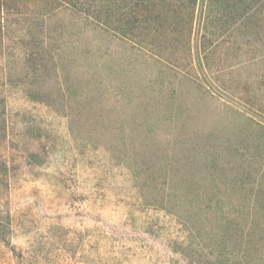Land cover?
I'll return each mask as SVG.
<instances>
[{
  "label": "rangeland",
  "instance_id": "1",
  "mask_svg": "<svg viewBox=\"0 0 264 264\" xmlns=\"http://www.w3.org/2000/svg\"><path fill=\"white\" fill-rule=\"evenodd\" d=\"M4 17L0 99L6 110L0 117V165L6 164L8 173L0 175V264H190L174 250L187 235L180 219L147 204L142 196L145 169L165 166L168 177L180 183L209 161L214 165L254 157L255 153L245 150L249 141L243 142L226 130L225 118L219 119L222 130L214 135L193 132L184 137L168 131V126L147 129L146 125L136 133L131 123L137 118V111H131L133 98L118 89L128 82L127 71L132 66L145 77L155 71L150 58L141 55L132 64L117 40L78 34L67 11L52 14L33 1L13 7ZM70 39H78L83 47L97 42L103 62L109 58L116 63L110 73L113 87L118 89L113 95L103 93L91 119L79 115L78 110L70 114L68 100L53 99L70 84L63 61L61 79L54 69L58 54L66 58ZM237 47L222 45L212 64L229 67ZM107 48L113 57L108 56ZM181 55L179 60L184 58ZM251 55L245 45L239 59ZM188 65L185 59L181 68L187 71ZM171 72L174 75L176 69ZM228 79L232 98L238 93L251 97L247 72L240 79ZM107 80L103 84L106 89ZM44 88L49 96L40 94ZM30 93L44 100H34ZM216 109L203 104V111L193 110V123L203 128L212 124L208 119L218 117ZM122 122L132 129L125 135L118 134ZM242 145L244 148H239ZM129 168L140 170L139 182ZM221 192L197 197L202 200L221 194L223 200H233ZM228 212L225 208L216 214ZM246 213V208L241 211L244 216Z\"/></svg>",
  "mask_w": 264,
  "mask_h": 264
},
{
  "label": "trees",
  "instance_id": "2",
  "mask_svg": "<svg viewBox=\"0 0 264 264\" xmlns=\"http://www.w3.org/2000/svg\"><path fill=\"white\" fill-rule=\"evenodd\" d=\"M27 1L42 4L52 14L67 11L78 34L113 38L125 47L132 64L143 55L152 61L150 67H156L145 77L132 66L127 71L128 82L118 89L113 87L111 75L115 60L103 62L97 42L83 47L78 39L68 40L67 56L58 54L54 69L61 79L63 61L66 82L70 84L53 99L68 100L70 114L78 110L79 115L91 119L100 106L98 99L118 89L120 94L126 91L133 98L131 111L139 114L131 122L136 133L146 125L147 129L168 126V131L184 137L193 132L214 135L222 130L219 119L225 118L226 130L243 142L249 141L245 150L255 153L254 157L214 165L209 161L201 170L189 172L188 179L180 183L168 177L167 167L148 166L140 189L147 204L180 219L187 235L174 250L190 264H264V0H0V34L4 13ZM228 43L238 46L232 56L235 60L229 67L218 69L212 62L220 47ZM245 45L252 55L247 60L239 59ZM110 48L106 53L113 57ZM181 52L183 60H189L187 71L181 68ZM172 68L176 69L174 75ZM244 72L251 82L247 86L251 97L238 93L234 99L228 93V76L240 79ZM105 79L108 89L103 85ZM40 92L49 96L45 88ZM141 99L145 102L137 103ZM203 104L217 108L214 114L218 116L208 119L212 124L205 128L193 123L192 113L203 111ZM2 105L0 99V117L6 110ZM207 115L213 114L207 111ZM124 122L118 134L132 130ZM129 169L139 182L140 170ZM7 173V165H0V175ZM219 190L234 201L223 200L221 194L217 198H198ZM225 208L228 213L216 214ZM245 208L244 216L241 211Z\"/></svg>",
  "mask_w": 264,
  "mask_h": 264
}]
</instances>
